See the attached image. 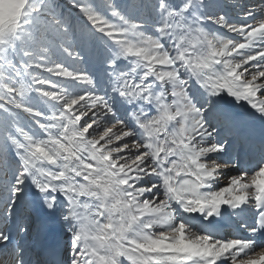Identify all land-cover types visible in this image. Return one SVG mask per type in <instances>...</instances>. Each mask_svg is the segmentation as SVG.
<instances>
[{
	"label": "snow or ice",
	"instance_id": "6c2138e0",
	"mask_svg": "<svg viewBox=\"0 0 264 264\" xmlns=\"http://www.w3.org/2000/svg\"><path fill=\"white\" fill-rule=\"evenodd\" d=\"M0 264H264V0H0Z\"/></svg>",
	"mask_w": 264,
	"mask_h": 264
}]
</instances>
